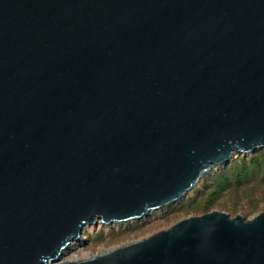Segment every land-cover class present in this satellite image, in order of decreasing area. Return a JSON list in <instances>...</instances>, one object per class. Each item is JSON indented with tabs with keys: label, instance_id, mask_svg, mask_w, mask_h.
Instances as JSON below:
<instances>
[{
	"label": "water",
	"instance_id": "obj_1",
	"mask_svg": "<svg viewBox=\"0 0 264 264\" xmlns=\"http://www.w3.org/2000/svg\"><path fill=\"white\" fill-rule=\"evenodd\" d=\"M264 149V0H0V264H264V210L59 262Z\"/></svg>",
	"mask_w": 264,
	"mask_h": 264
},
{
	"label": "rangeland",
	"instance_id": "obj_2",
	"mask_svg": "<svg viewBox=\"0 0 264 264\" xmlns=\"http://www.w3.org/2000/svg\"><path fill=\"white\" fill-rule=\"evenodd\" d=\"M209 211L226 212L249 219L264 208V149L251 154L234 155L226 164L209 169L200 180L176 202L148 212L139 221L110 225L85 226L78 242H73L59 262H71L97 256L123 244L140 240L165 229L180 219Z\"/></svg>",
	"mask_w": 264,
	"mask_h": 264
},
{
	"label": "trees",
	"instance_id": "obj_3",
	"mask_svg": "<svg viewBox=\"0 0 264 264\" xmlns=\"http://www.w3.org/2000/svg\"><path fill=\"white\" fill-rule=\"evenodd\" d=\"M211 206H212L211 204H208V203H207V204L203 207V210H204V213H203V214L210 212V211H209V208H210ZM263 210H264V208H262V209L260 210V212L263 211Z\"/></svg>",
	"mask_w": 264,
	"mask_h": 264
}]
</instances>
